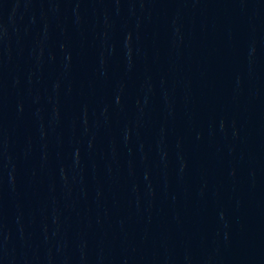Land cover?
<instances>
[{
  "label": "water",
  "instance_id": "obj_1",
  "mask_svg": "<svg viewBox=\"0 0 264 264\" xmlns=\"http://www.w3.org/2000/svg\"><path fill=\"white\" fill-rule=\"evenodd\" d=\"M203 0H0V264H166Z\"/></svg>",
  "mask_w": 264,
  "mask_h": 264
}]
</instances>
